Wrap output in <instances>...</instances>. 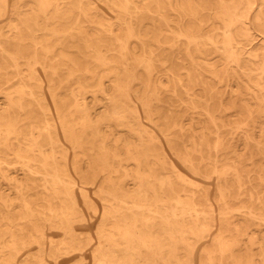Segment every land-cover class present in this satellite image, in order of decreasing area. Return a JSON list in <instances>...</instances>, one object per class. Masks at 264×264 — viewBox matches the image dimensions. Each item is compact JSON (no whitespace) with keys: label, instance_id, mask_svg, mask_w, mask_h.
<instances>
[{"label":"rangeland","instance_id":"374dc122","mask_svg":"<svg viewBox=\"0 0 264 264\" xmlns=\"http://www.w3.org/2000/svg\"><path fill=\"white\" fill-rule=\"evenodd\" d=\"M53 1L70 13L67 19L58 22L47 20L36 0H22L16 3L11 1L10 9L12 6H17L14 12L20 15L15 21L18 24L19 33L9 27L8 15L0 20V39L2 45L13 54L18 52L16 46L19 45L24 47L28 54L35 50V45L29 38L31 31H36L39 46L43 48L56 46L49 54L40 50L43 56L41 60L50 67V71L43 78L45 93L53 92L60 106L65 108L66 119L74 127L73 133L82 138L84 147L74 149L71 138L60 128L58 117L52 113L47 115L38 105V101H41L38 100L40 89L38 83L35 84L29 76H26L30 73L25 65L26 59H23L19 53L17 60L19 66H16L10 54L0 50V110H10L11 115L22 122L18 137L3 135L1 141H8L9 147L0 145L1 156L7 162L0 167V219L1 215L11 217L13 230L18 239L30 244L27 248L30 256L17 258V264H46V262L55 264L54 259L44 258L42 260L41 258L46 253L44 247L49 240H52L51 246L56 247L66 239L62 230L59 229V218L54 214H61L60 206L66 204L74 206L70 202H61L60 196L54 192H47L46 188H49L50 184L45 183L42 175L31 174L23 170V164L16 156V152H20L22 156L41 159L31 136L32 127L43 126L47 119L55 118L59 126L57 134L62 137L63 146H58L57 150L68 152L71 160H74V164L77 163L78 166L85 168L90 165L98 166L99 164L94 160L97 158L96 153L101 146L100 142L105 141L107 148L115 156L111 158V167L105 172L84 171L89 177L97 173L99 182L105 188H109L107 181L112 178L126 190L135 189L138 168L131 158L136 157V146L139 144L138 150L142 152L152 148L161 157H167V169L156 171L161 176H171L176 188L192 191L194 188L202 189L206 186L211 191L212 199L217 206V187L222 184L232 193L233 199L230 203L233 207L245 204L260 208L264 206V106L262 100L256 98H261L264 94V90L261 92L256 86L259 84L264 87V74L260 70V65L256 64L257 61H264V34H262L264 20L255 22L259 6L263 4L262 0H256V11L250 15L248 20L253 26L256 39L252 41L242 36L238 37V46L245 52L243 65L247 70L246 73L236 72L237 69L230 67L225 55L206 38L199 41L197 49L202 51L197 52L195 45L190 46L184 38L173 35L158 17L159 13L166 14L175 22L198 28L197 21L189 16V13L198 11L204 22L203 34H212L214 29L220 27L218 16L222 9L219 0H188V2L187 0H174L171 4L166 0L137 2L139 7L151 10L137 13V17L144 22V29L151 35L153 34L155 39L162 40L160 43L153 40L149 45L158 48L157 54L161 59L168 60L167 64L158 65V73L152 79L161 101L158 103L157 100L152 99L150 106L151 110L160 116V121L157 123L162 130H166L169 136L164 137L159 128L148 121L147 111L135 94L137 89L142 92L143 86L133 84L130 102L131 107L135 104L140 109V120L147 132L163 140V145H160L158 140L149 144L146 137L140 144L139 134L130 130V126L141 130L135 121H129L123 125L117 122L101 123V120L98 121L112 108L107 95L114 94L116 71L121 70L117 63L124 55L120 49V43L116 40L120 38L125 43L124 29L118 23L128 16L116 8L122 0H84L81 3L79 0ZM105 2L115 5L113 12L110 10H108L109 14L102 12L100 7ZM180 6L183 7L182 10L179 9ZM262 8L264 16V5ZM34 20H37L38 26L34 25ZM111 26H113V32L110 31ZM172 26L177 28L174 24ZM68 28L74 29L73 35L52 34L49 31V29L66 30ZM20 35L25 40L16 43L14 39ZM86 39H92L105 58L110 60L108 64L97 60V53L87 48ZM218 40L221 41L220 36ZM131 47L136 50L140 48L138 42H132ZM255 54L259 55L257 59L254 58ZM74 61L76 64L73 63ZM86 69L90 72H86ZM52 70H55V73ZM215 71L219 72V76H215ZM101 81H103L107 95L98 91ZM80 84L86 87L85 102L91 108L92 123H89L88 117L77 111L75 107L77 102L75 94L78 93ZM23 85L34 87L37 92L36 99L27 95L22 100L24 109L21 110L16 106L11 108L8 98ZM42 105L44 108H53L51 100L44 101ZM207 109L218 116L225 125L223 126L219 120L220 127L216 129L206 114ZM83 124L86 125V129L83 128ZM97 125L101 126L102 138L95 136L97 133L93 128ZM40 142L45 146L44 149L48 150L47 153H50L48 138L44 136ZM219 142H225V146L216 150L215 146ZM127 144L131 146V153L127 152ZM171 146H175L176 151H173ZM195 148L199 152H195ZM179 154L193 158L200 171L198 175L189 174L195 187L181 182L171 169L172 166L183 168L177 157ZM154 162V158L145 160L142 165L143 170L149 172L148 168L154 167ZM233 167L239 168L244 177L242 187L230 171V175L222 179L221 183L218 182V174L215 171L228 172ZM89 187L95 190L93 186ZM251 193L255 195V201H251ZM22 197L32 202L33 213L23 208L22 200H20ZM109 200L112 202H108ZM110 203L117 205L111 196L105 195L102 204L107 207ZM50 206L57 212H51L48 209ZM67 212H72V209ZM243 222L244 226L249 227V236L260 240V244L253 246L249 243L248 237L244 242V247L247 246V250L251 252L255 261L261 263V248L264 247V222L242 220ZM104 223L112 225L111 219ZM99 225L100 221H85L81 225H76V246L82 248L83 251L70 252L59 257L58 264H71L75 255L85 257L94 252L97 253L96 230ZM90 238H93L92 242L89 241ZM205 243L202 246L209 244ZM11 244V234H8L0 245V250L4 247L0 256L14 254ZM62 246L68 247L67 244ZM3 251L5 252L2 253ZM199 260L198 252L196 264Z\"/></svg>","mask_w":264,"mask_h":264},{"label":"bare ground","instance_id":"6f19581e","mask_svg":"<svg viewBox=\"0 0 264 264\" xmlns=\"http://www.w3.org/2000/svg\"><path fill=\"white\" fill-rule=\"evenodd\" d=\"M11 1L16 3L22 0H0V20L9 15V27L19 33L18 24L15 21L20 15L14 12L18 8L17 6H12L10 9L9 4ZM36 1L47 20L58 22L67 19L70 15L66 8L57 5L53 0ZM83 1L79 0L80 3ZM138 1L143 0H122L121 4L116 5L118 11H123L128 16V18L123 21L120 20L118 23L124 29L125 43L120 38L116 39L120 43V49L124 52V55L117 63L121 70L116 71L113 85L114 94H106L103 81L98 86V91L107 95L112 105L111 110L98 121L101 120V123L117 122L121 125L129 121H135L141 127V130L133 129L131 126L130 130L139 134L140 144L143 143V139L146 137L149 144L158 140L157 142L163 145V140L147 132L140 120V109L135 104L131 107L132 103L130 102V92L133 89V84L137 83L143 86L144 90L141 92L137 89L135 94H137L138 100L147 111L148 121L158 127L164 137L169 136L166 134V130H162L157 123L160 121V116L151 110L150 106L152 99L157 100L158 103L161 101L160 94L156 85L152 83V79L158 73V65H165L168 60L161 59L157 54L158 48L149 45L153 40L157 43L162 40L155 39L153 34L151 35L150 32L144 29V22L137 17V13L146 10L150 12L151 10L139 7L137 5ZM166 1L171 4L174 0ZM219 2L222 9L221 14L218 16L220 27L214 29L212 34H203L204 22L198 11L189 13V16L199 24L198 28L190 25L185 26L182 22H175L166 14L159 13L158 17L173 35L184 38L190 46L195 45L196 49L199 46V41L206 38L210 44L225 55L230 67L237 69L236 72L246 73L247 70L243 65L245 52L238 46V37L242 36L252 41L257 37L253 26L248 21L250 15L256 11V0H219ZM262 3L264 5V0H262ZM262 5L259 6V12L255 15V22L264 20ZM114 7L115 5L112 3L105 2L100 9L103 13L109 14L108 10L113 12ZM182 8V6L179 7L180 10ZM9 9L11 10L10 14L8 13ZM51 11H53V14H51ZM172 24L177 28L175 29ZM34 25L38 26L37 20H34ZM49 31L52 34L63 35H73L74 33L73 28L66 30L49 29ZM110 31H114L113 26H111ZM29 33L30 41L35 45L33 52L28 54L25 48L19 45L16 46L18 52L13 54L2 45L1 39L0 50L8 52L11 58L15 60L16 66H19L17 62L18 55L21 54V57L26 59L25 65L30 70V73L26 76H29L35 84L38 83L40 89V99L38 100L41 101H38V105L47 115L52 113L58 117L60 128L71 138L70 141L74 149L76 147L83 149L82 138L73 133L75 129L66 119L65 108L60 106L53 92L45 93L43 78L50 71V67L41 60L43 56H41L40 50H44L46 54H49L53 52L56 46L43 48L39 46L40 42L37 39L36 31ZM262 34H264V31ZM219 36L221 41L218 40ZM14 40L16 43H21L25 39L20 35ZM132 42H138L140 48H137V50L132 48ZM86 46L97 53L98 61L104 64L110 62L108 58H105L102 51L94 45L92 39H86ZM201 51L197 49V52L201 53ZM258 57L259 55L255 54L254 58L257 59ZM73 63L76 64V61ZM256 64L260 65V70L264 74V61H257ZM52 72L55 73V70H52ZM86 72H90V70L86 69ZM214 74L216 77L219 76V72L215 71ZM256 86L263 92L264 87L259 84ZM85 91L86 87L80 84L78 93L75 94L77 100L75 107L77 111L88 117L89 123H92L90 118L91 108L85 102V94L87 93ZM27 95L36 99L37 92H35L34 87L23 85L13 92L8 98L10 99L11 108L16 106L21 110L24 109L22 100ZM256 98L261 99L264 106V94L261 98ZM47 100L52 101L53 108L43 107L42 104ZM212 113L207 109L206 114L217 129L220 127L218 122L220 118ZM220 122L223 126L225 125L222 120ZM21 127V120L17 117L14 118L10 110H0V145L9 147L8 141H1L3 135L18 137ZM83 128L86 129L85 124H83ZM58 129L59 126L55 118L47 119L43 126L35 125L32 127L33 133L31 136L34 140V146L38 148L41 159L28 158L22 156L20 152H16V156L20 158V163L23 164V170L31 174L42 175L45 183L50 184L49 188H46L47 192H54L60 196L61 202H70L74 205L72 207L67 204L60 206L61 214H54L55 217L59 218V229L62 230L66 239L61 242L60 246L56 247L51 246L52 240H49L44 247L46 253L41 257L42 260L44 258L46 260L47 258L54 259L55 264H58L59 257L70 252L83 251L82 248L76 246L77 232L75 226L81 225L85 221H100V225L96 230L97 253L94 252L85 257L75 255V258L71 260V264H196L198 252L200 257L198 264H264V247L261 248V263L255 261L251 252L247 250V246L244 247V242L248 237L249 243L253 246L260 244V240L256 237H250L249 227L244 226V222L242 223V220L263 223L264 206L260 208L245 204L233 207L230 203L233 199L232 193L222 184L217 187L218 198H215L218 201L217 206L212 199L211 191L206 186L202 189L194 188L192 191L176 188L173 185L171 176H161L156 171L157 169H167V157H161L152 148L142 152L140 149L138 150L139 144L136 146V157L131 158L138 168L135 189L133 191L126 190L121 184L114 182L112 178L107 181L109 188H105L99 182L97 173H94L92 177H89L86 173V170L105 172L111 167V158L115 156L109 151L105 141L100 142L101 146H99L96 153L97 158L94 160L99 165L96 167L92 165L86 168L81 167L77 163L74 164V160H71L68 152L57 150V147L63 144L62 137L57 134ZM93 129L97 133L95 135L97 138L103 137L100 133V125L94 126ZM44 136L48 138L50 153H47L48 150L44 149L45 146L40 142V139ZM224 146L225 142H219L215 149L219 150ZM126 147L127 152L131 153L130 144H127ZM174 147L171 146L170 148L176 151ZM164 151L166 150L164 149ZM194 151L199 152L196 148ZM177 157L184 169L172 166V171L181 182L195 187V183L190 180L189 176L190 173L200 174L194 159L183 154H179ZM150 158H154V167H149V172H145L142 165L145 160ZM6 163L5 158L0 153V167ZM229 171L233 173L239 186L242 187L244 177L237 167L230 168L228 172L215 171L218 174V182L221 183L222 179L230 175ZM90 185L95 188L94 191L90 189ZM105 195L111 196L117 202V205L110 203L105 207L102 204ZM254 197L255 195L251 193V201L256 200V198L254 200ZM20 200H22L23 208L26 211L34 212L31 201L23 197ZM259 201L262 204L261 200ZM108 202L112 201L109 200ZM48 209L51 212H57L51 206ZM70 209H72V212L68 213L67 211ZM1 216L0 245L7 235L11 234V247L14 254H2L0 264H17V258L30 256L27 251L30 244L18 239L13 230V219L11 217H8V215ZM108 219H111L112 225L104 223ZM89 241L92 242L93 238H90ZM203 243L209 244L202 246ZM65 244L68 245L67 248L62 246ZM24 251L25 253H22Z\"/></svg>","mask_w":264,"mask_h":264}]
</instances>
